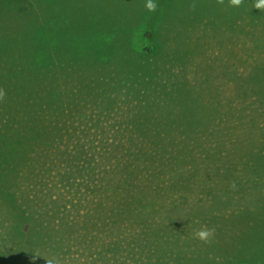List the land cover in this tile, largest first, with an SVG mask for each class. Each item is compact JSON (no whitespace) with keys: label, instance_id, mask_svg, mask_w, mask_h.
<instances>
[{"label":"rangeland","instance_id":"obj_1","mask_svg":"<svg viewBox=\"0 0 264 264\" xmlns=\"http://www.w3.org/2000/svg\"><path fill=\"white\" fill-rule=\"evenodd\" d=\"M155 2V0H0V112L3 106L8 108L12 105L19 108L21 88L29 86L32 90L41 89L38 77L43 76L42 87L50 88L55 105L71 101V104L87 105L90 110L100 113V109H104L109 100L113 105V110L108 116L111 117L110 120L117 116V111L122 107L123 111L121 110L119 115L132 117L126 123L142 120L146 124L157 126L158 130L153 128L152 131L155 135L168 137V134H173L176 138H191L198 154L204 152L205 146L209 148L216 146L219 142L216 137L219 135L216 133L222 132L226 135L230 132L234 137L244 135L246 128L243 125L247 124L241 123L248 122L252 109L254 106L256 108L253 102L259 100L255 95L253 98H247L242 92L241 84L244 81L246 83L248 77L246 80L238 78L237 86L234 77L254 72L259 65V58L264 57V51L259 49L256 52L247 51L236 37L248 33L249 30L259 33L260 19L248 21L247 13L243 9L237 14L227 13L223 6L225 0H163L161 9L155 18H152ZM219 4L221 7H218ZM146 27L152 28L158 42L161 40L158 55L154 54L149 58L140 53L145 45L143 33L146 29H142ZM235 51L241 52L242 58L250 59L234 60ZM128 71L133 75L132 79L125 76L124 73ZM121 73L123 79L130 80L128 83L135 84L131 91L125 86L128 85L127 82L121 90L118 89L120 85L115 79L119 77L122 81V76L119 75ZM137 75H147L148 79L150 76L149 80L153 86L150 88L145 80L143 83L139 82ZM158 79L161 82H157ZM107 80L108 85L115 89L112 92L104 91L99 97L92 98L89 91L100 88L101 92ZM180 86L187 87L185 101L192 105L188 106L185 103L182 109L183 114L185 112L184 125L182 124L179 131L177 128L178 122L181 123L179 108L178 110L161 108L162 105L166 106L167 102L181 103L167 97V93L172 95L174 93L175 97H178L177 88ZM33 92L29 93L32 103L38 96L35 94L33 98ZM115 93L119 96L116 97ZM100 99L102 100L97 104H93ZM249 103L252 108L249 107ZM236 106L247 110L249 116L245 120L237 117L232 119L231 109H240ZM169 107L176 106L173 104ZM260 111L264 113L262 108ZM77 113H80L79 107ZM7 118L8 116L0 118V130L20 131L21 121ZM95 118L97 119V116ZM198 119L200 122L204 121V124L196 125ZM231 119L233 122L229 123ZM87 122L83 121L82 124ZM145 127L136 123L131 135H145L142 132ZM256 129L264 133V114L260 116ZM2 131L0 133H3ZM103 132L104 130L95 131L98 136ZM129 132L130 130L123 129V133ZM81 133L83 134L77 130L74 136ZM2 135L6 139H21V136L8 132L0 134L2 140H5ZM62 136L65 139L74 137L68 133H62L60 137ZM106 136L102 135L99 138ZM38 138L45 137L22 138V141L27 144ZM262 139L264 141V136ZM228 143L227 150L230 154L237 151L233 138L229 139ZM43 146L44 144H37L29 148L24 145L26 150L21 149L19 154H16V157L20 158L14 157L15 153L7 149L1 153L3 159L9 157V161L3 163L4 166H10L2 170L3 181L10 182L11 194L17 189L20 195L18 199L26 196V201L14 202V199H11L4 207L0 206V247L4 248L0 251V264H21V256L17 258L15 247L19 246L20 242L21 245L32 242L33 238L30 236L39 235L38 228L42 226L44 228L41 234L47 235L46 243L51 245L49 250L55 254L56 247L59 246L61 261L66 213L71 216L70 223L80 220V215L72 210L68 201L64 209L58 208L55 200L57 195L65 193L67 200L72 196L75 197L74 201H78L81 193L73 195V191L63 190L57 173L60 172L59 169L63 171L65 168L59 167L58 162L56 167L48 163L47 152L43 151ZM60 146L68 150L65 146L61 144ZM246 148L243 151H248L249 147ZM251 153L264 159V149L256 153L251 151L249 155ZM21 156H29L23 169ZM63 156H66V152L56 151L54 158L62 159ZM29 165L33 167L27 169ZM193 183L194 181L188 184ZM112 186L115 192L112 191L113 187H102L101 213L104 217L100 223L103 224V231L95 239L101 243L104 241L106 244L104 253L111 256L110 262L113 264H155L152 259L158 255L156 249L158 246L148 236L149 226L145 223H134L130 220L131 217L121 215L119 203L123 197L137 200L133 185H129L125 193L124 183L119 186L120 191L117 190L116 183L113 182ZM160 186L163 188L159 189L156 186L152 188L153 195L150 199L153 207L159 211L156 219L150 215L149 219H154L152 221L154 225L157 224L155 222H162L165 228L171 230L177 228V234H173L175 236L171 233L168 235L169 261L176 260L174 256L191 254L183 258L182 263L177 261L176 264H264V254L261 252L249 255L245 253L247 245L234 244L228 239H218L217 225H224L226 221H219L218 218L219 214L222 217L225 205L220 198L222 194L218 196L217 191L225 193L227 186L196 182L193 184L192 194L189 188L184 191L175 188L176 190L171 191L166 185ZM238 187L240 186L236 188ZM48 190H52L50 192L53 195L48 196L49 199L46 200L43 197L40 199V193ZM120 192L124 195L119 196ZM92 194L94 195L93 192ZM13 195L14 193L11 196ZM188 195L192 196L185 199ZM92 198L89 196V201H92ZM184 200L191 203V213L199 218L193 220L187 217L186 223L182 226L177 224L175 227L162 218L169 215L168 209L164 208L173 207L177 210L178 203ZM209 207H212V212L206 213ZM33 209H37V212L32 213ZM24 214L25 217L22 216ZM42 214L48 217L47 223H42ZM150 214L154 215V212ZM38 220L40 226L34 228L35 224L38 226ZM231 224L233 222H229L230 226ZM17 231H20L21 235ZM199 232H207L209 235L201 239L197 235ZM14 234L18 236L14 237ZM39 252L40 246L37 248V254ZM38 264H44L41 257ZM52 264L61 263L53 259Z\"/></svg>","mask_w":264,"mask_h":264},{"label":"trees","instance_id":"obj_2","mask_svg":"<svg viewBox=\"0 0 264 264\" xmlns=\"http://www.w3.org/2000/svg\"><path fill=\"white\" fill-rule=\"evenodd\" d=\"M155 1L152 18H155L163 3V0ZM142 30H144L145 45L140 50V53L146 58H149L154 54L158 55L161 40L160 42L156 40L152 28L146 27ZM124 74L130 79L133 78V75H130V71L125 72ZM119 75L122 76V81L119 80V77H116L115 82L117 84L119 83L120 87L118 89L121 90L122 87H124V83H128L130 80L123 79V73ZM137 77L139 82L143 83L145 80L150 88L153 86V83L150 81V76V80L147 75H137ZM231 77L233 78V76ZM247 77L248 80L246 83L244 81V83L241 84L243 94L247 98H253V95H255L259 100L258 102H253L256 104V108L254 106L252 109L253 111L250 114L251 117L248 119V122L241 123L247 124L243 125L246 128L245 132L247 134L244 133V135L234 137L230 132H227L226 135H223L222 132H219L220 134L216 133L219 135L216 136L219 142L215 147L212 146L209 148L205 146L202 154L196 152L192 145L193 141L191 138H176L173 134H168V137L155 135L152 131L153 128L157 129V126L146 124L145 122H142V120L126 123V121L132 119V117L127 115L121 117L119 113L121 110L123 111L122 107H120L116 113L118 117L116 116L113 120H110L111 117L108 116L113 110V105L107 99V105L104 106V109H100L101 111L99 113L95 110H90L86 103L84 104L86 106H82L78 103L71 104V101H69L65 104L55 105L54 97L51 96L50 88L47 89L42 87L44 85L43 76L38 77L41 89L35 88L32 90L29 86H23L21 88V106L19 108L12 105H9L8 108L3 106L0 112V118L8 116V120L21 121L20 131H16L15 129H5L6 132L0 130L3 133L9 132L17 134L16 136H21V139L19 140L15 138L6 139L3 135L2 136L5 140H2L0 137V206L4 207L6 203L11 201V199H14V202L20 200L26 201V196L22 197V199L21 197L18 199L20 195L17 193V191H19L17 189L12 192L14 195L11 196L10 182L3 181L4 175L2 173L3 169L10 168V166L6 167L3 164L4 162L9 161V157L3 159L4 156L1 155V153L7 149L9 152H14V157H16V154H19L21 149L26 150L24 145L33 148L37 144H44L43 151L47 152L48 163H51L52 166L56 167L58 162L59 167L65 168L63 171L59 169L60 172L57 173L60 176L59 183L62 182L63 184V190L73 191V195L74 193H77V195L81 193V198H79L78 201H74L75 197L69 196L67 200V196L64 193V195H57L55 199L59 209H64L68 201V203L71 204L70 206L72 207V210L80 215V220L78 222L72 221L70 223L69 218L71 216L66 213L65 230L63 233L64 238L62 240L64 245L61 261L59 259V246L56 247L57 252L55 254L49 250L51 245L49 246V244L46 243L45 237L47 235L45 236L44 234H41V230L44 226L38 228L40 226V221L38 220V226L35 224L34 228H38L40 234L36 237L30 236L33 238L32 242L26 245H21L20 242V245L15 247L17 258L21 256V264H38L40 257L41 262L44 264H52L53 259L58 260L61 264H108V262L112 261L111 256L104 253V248H106L104 241L101 243L100 240H96L95 238L103 231V224L100 223V220L104 217L101 213L102 187H113V182L117 184V190L119 191V186L121 183H124V193L129 185H133L137 200L123 197L119 203L121 215H124V217L126 216L127 218L131 217L130 220L134 223H145V225L149 226L150 231L148 232V236L150 237V240L158 246L157 248L155 246V248L158 249V255L152 259L154 260L153 262L155 264H176L177 261L182 263L183 258L188 257L191 254H182V256L179 257L174 256V259L176 260L173 261H169L170 257L168 256L169 254H167V247L169 246L168 235L170 233L172 235L177 234V228L171 230L165 228V224L162 222H155L157 223L155 225L152 222L156 219L155 216H157L159 211V209L153 207V203L150 199L151 195H153L152 188L156 186L159 189H162L163 187L160 185H166L171 191L176 190L175 188H180L182 191L189 188V191L192 194L194 183L197 182L200 184L208 182L205 176L209 175L211 167L264 164V159L256 154H252L254 152L251 153L252 155H249V152L251 151H255L256 153L264 149V141L262 139L264 133L262 131L258 132L256 129V126L258 128V120L260 116L264 114L260 111V108L264 111V59L259 62V65L254 72L247 75H235L234 81L236 86L238 78H245L246 80ZM21 79H24V77H21ZM157 82L161 81L158 79ZM104 84L105 86L102 88L101 92L100 88H98L89 91V95L92 98H97L104 91L112 92L113 89H115V87L108 85V80ZM125 86H128L131 91L135 84L130 82ZM182 87L183 86L177 88L178 97H175L173 92V95L167 93L168 99L172 101H181V103L167 102L166 106L162 105L161 108V110H178L179 108L181 113V117L180 113L177 115L178 118L180 117L181 119V123L178 122L177 127L179 131L182 124L184 125L183 116L185 112L183 114L182 109H184L186 103L185 100H187L185 95L187 87ZM31 91H34L32 94L33 98L35 94L38 95L37 98L34 99V103L30 100L29 93ZM115 94L116 97L119 96L118 93ZM101 100L102 99L93 104H97ZM173 104L176 107L170 108L169 106H172ZM186 104L188 106L192 105L188 102ZM78 107L80 113H77ZM236 107L240 108L239 106ZM249 107H251V103H249ZM231 111L232 119L237 117L245 120L249 116L247 110H242L241 108L239 110L232 108ZM254 111L256 113H254ZM240 113L242 114L241 116L239 115ZM95 116H97V119ZM232 119L229 123L233 122ZM83 121L88 122L82 124ZM196 122V125L198 126L204 124V121L200 122L199 119ZM136 123L146 126L145 130L142 131L145 135H131L133 126H136ZM172 123L173 122H171V124ZM128 124L132 126V129ZM226 126L228 127L227 124ZM227 127L225 128L226 130ZM123 129L130 130V132L123 133ZM77 130L83 132V134L81 133L80 135L74 136ZM98 130H104L100 136H107L105 138H99L100 136L95 133V131ZM112 132L120 134L113 135ZM62 133H68L74 137L65 139L63 138L64 136L60 137ZM159 133L162 132L159 131ZM32 137L45 138L33 139L27 144L22 141V138ZM232 138L236 142L234 147L237 151L230 154L227 150V144L229 145V139ZM60 144L65 146L68 150L66 151L63 149ZM19 145H21V148H19ZM246 147H249L248 151H243ZM56 151L58 153L66 152V156H63L62 159H55L54 155L56 154ZM49 152L50 154H48ZM49 155L51 158H48ZM17 157L20 158V156ZM28 159L29 156H21L22 169L24 167L23 165H26ZM41 162L44 163L43 160H41ZM29 166H27V169L33 167L32 165ZM24 174L26 173L24 172ZM26 178L29 179L27 175ZM193 181V184H188ZM50 191L52 190L41 192L40 199H42V197L45 200L49 199L48 196L53 195ZM112 191L115 192V188ZM124 193L120 192L119 196L124 195ZM89 196L93 197L92 201H89ZM191 196L192 195H188L185 199H188ZM94 197H96V199ZM176 207L179 208L177 210L173 207L164 208L168 209L169 215L168 217L162 216L164 220L168 221L170 224H174L175 227L177 224L182 226V224L186 223L187 217H190L193 220L199 218V216H193L190 211L191 203H187L185 200L178 203V206ZM186 207H189V209ZM161 209L163 208H160V210ZM33 210L34 211H31L32 213L37 212V209ZM149 211L150 213L154 212V215L150 214ZM211 212L212 207H209L206 213ZM149 215L154 219H149ZM22 216L25 217V214ZM41 216L42 223H47L49 221L45 214H42ZM18 232L20 231H17V233ZM19 234L21 235V232ZM15 236L17 237L18 234H14V237ZM38 246H40V252L37 254ZM3 249L4 248L0 247V251ZM110 264L113 263L110 262Z\"/></svg>","mask_w":264,"mask_h":264},{"label":"crops","instance_id":"obj_3","mask_svg":"<svg viewBox=\"0 0 264 264\" xmlns=\"http://www.w3.org/2000/svg\"><path fill=\"white\" fill-rule=\"evenodd\" d=\"M257 3L258 0H241L239 5H233L231 0H225L223 4L229 14H237L243 9L247 13L248 21L260 19L259 33L249 30L248 33L236 37L247 51L254 52L258 49L264 51V8L255 7ZM218 7H221L220 4ZM239 48L240 46L237 47ZM241 54L235 51L237 56L234 55L233 59L236 61L250 59L242 58ZM262 59L264 57L259 58V61ZM205 178L211 185L228 187L225 193L217 191L218 196L222 194L220 198L225 205L222 217L219 214L218 218L219 221H226L224 225H217L218 239H228L234 244L247 245L245 253L249 255L258 252L264 254V166H214ZM237 186L240 187L236 188ZM229 222L233 224L230 226Z\"/></svg>","mask_w":264,"mask_h":264},{"label":"clouds","instance_id":"obj_4","mask_svg":"<svg viewBox=\"0 0 264 264\" xmlns=\"http://www.w3.org/2000/svg\"><path fill=\"white\" fill-rule=\"evenodd\" d=\"M231 3L233 5H239L241 3V0H231ZM151 7V5H149ZM255 7L257 8H264V0H258V3L255 5ZM197 235L201 238V239H204L206 238L209 233L207 232H199L197 233Z\"/></svg>","mask_w":264,"mask_h":264}]
</instances>
